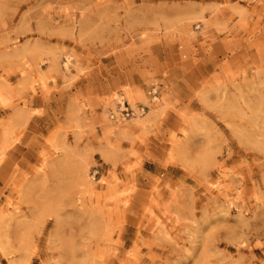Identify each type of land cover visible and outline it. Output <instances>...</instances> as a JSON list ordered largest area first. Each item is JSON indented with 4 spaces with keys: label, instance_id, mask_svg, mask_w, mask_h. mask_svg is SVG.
Returning <instances> with one entry per match:
<instances>
[{
    "label": "rangeland",
    "instance_id": "1",
    "mask_svg": "<svg viewBox=\"0 0 264 264\" xmlns=\"http://www.w3.org/2000/svg\"><path fill=\"white\" fill-rule=\"evenodd\" d=\"M0 264H264V0H0Z\"/></svg>",
    "mask_w": 264,
    "mask_h": 264
},
{
    "label": "built area",
    "instance_id": "2",
    "mask_svg": "<svg viewBox=\"0 0 264 264\" xmlns=\"http://www.w3.org/2000/svg\"><path fill=\"white\" fill-rule=\"evenodd\" d=\"M121 113H123L125 116H128L129 114H132V110L129 109L128 106H125L124 103H122V109Z\"/></svg>",
    "mask_w": 264,
    "mask_h": 264
}]
</instances>
